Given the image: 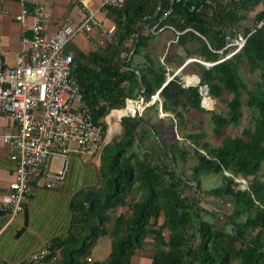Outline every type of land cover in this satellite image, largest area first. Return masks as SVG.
Instances as JSON below:
<instances>
[{
	"label": "trees",
	"instance_id": "16d2710c",
	"mask_svg": "<svg viewBox=\"0 0 264 264\" xmlns=\"http://www.w3.org/2000/svg\"><path fill=\"white\" fill-rule=\"evenodd\" d=\"M257 5L262 8L254 14V23L240 26ZM166 9L159 25L178 32L176 43L186 58L198 55L215 62L200 66L197 85L184 86L173 73L166 82L164 58L172 59L164 57L162 62L148 53L154 36L150 28ZM108 10L115 15L111 40L71 53L72 75L93 119L103 131L106 115L109 127H117L116 115L126 99L147 100L159 90L161 110L169 114L171 125H161L158 103L146 106L141 115L121 116V132L101 149L97 185L76 198L69 234L48 245L46 258L58 253V264H90L89 247L109 234L110 251L97 264H129L127 256L151 234V264H264V175L259 173L264 161V0H125L121 8ZM238 29L251 33L239 52L220 60L228 51H217L225 35ZM190 41L197 44L192 50L186 48ZM240 64L260 72L252 89L240 74ZM203 85L208 93L202 97L198 87ZM206 97L227 108L225 113L207 110L213 133L223 137L218 145L203 140L204 132L182 131L184 113L206 111L200 106ZM243 106L250 109L251 125L240 135H225L226 126L239 124ZM173 127L193 143L191 177L177 170L189 149L183 141L168 139ZM208 174H220L223 183L204 189L201 176ZM240 178L246 181L244 187ZM205 197L226 209H215ZM124 206L125 213L112 215Z\"/></svg>",
	"mask_w": 264,
	"mask_h": 264
},
{
	"label": "built area",
	"instance_id": "2783aa9c",
	"mask_svg": "<svg viewBox=\"0 0 264 264\" xmlns=\"http://www.w3.org/2000/svg\"><path fill=\"white\" fill-rule=\"evenodd\" d=\"M20 1L21 10L16 19L21 24L22 48L11 64L0 55V119L7 117L15 126L12 133H5L0 128V144L10 147L9 158L16 164L8 192L0 199V210L8 211L11 216L22 210L30 182L42 169L46 170L49 178L45 185L50 187L65 178L71 156L85 162L97 155L105 144L101 137L103 130L93 119L72 75V54L65 53L64 47L76 35L90 31L93 26L101 28L96 15L102 9L121 8L125 0H101L97 8L87 10L80 22L63 24L53 34H46L50 12L43 0ZM169 10L166 9L150 28L152 34H158L165 28L178 34L171 27L159 25ZM28 17L31 19L30 36L23 34ZM113 30L114 25L102 28L103 38L99 43L106 45ZM250 33H227L224 46L217 51H228L220 60L239 52ZM171 78V75L167 76L166 82ZM153 103L161 104L159 90L147 100L141 96L126 99L125 107L133 104L136 108L121 116L141 115L142 110ZM54 158H58L56 169L50 170L48 166ZM49 254L47 245L32 253L29 259L38 260Z\"/></svg>",
	"mask_w": 264,
	"mask_h": 264
},
{
	"label": "crops",
	"instance_id": "0c3cea01",
	"mask_svg": "<svg viewBox=\"0 0 264 264\" xmlns=\"http://www.w3.org/2000/svg\"><path fill=\"white\" fill-rule=\"evenodd\" d=\"M100 2L101 0H43V4L50 12L46 34H53L63 24L80 22L87 10L97 8ZM20 10V0H0V55L5 56L10 64L13 63L15 56L22 48L20 43L21 24L16 19ZM96 18L100 21L101 28L95 25L90 31L76 35L65 45V53L71 54L76 49L87 52L95 49L97 45H102L99 43L103 38L102 28L114 25L115 15L110 10L102 9ZM30 25L31 19L28 17L26 30L23 32L26 36H30ZM168 29L165 28L155 34L148 46L150 56L158 58L162 62L163 55L155 57L153 49L158 44L163 48V44L168 46L170 42H174L171 29ZM174 38L176 39V36ZM192 42L195 47L196 42L190 41V43ZM188 44L189 42L186 44V48H189ZM167 65V71L175 70L176 72L180 69L172 60L167 62ZM119 112L116 116H120ZM0 128L5 133L15 131L14 123L7 117L0 119ZM115 128L116 126L112 124L110 131ZM10 152L9 146L0 144V199L8 192V185L16 168L15 162L9 158ZM100 152L85 162L77 156H71L65 178L62 181L54 182L50 187L45 185L49 178H47L46 170L42 169L30 183V191L22 201V210L14 216H11L8 211H0V264H58L56 260L58 253L54 258L45 257L37 260L29 259V257L32 253L50 245L54 239H61L69 234L73 224V204L76 198L98 183ZM53 160L51 159L48 166L50 170L55 169L52 167ZM125 210L126 208L123 211L118 210L115 215L123 214ZM108 236L110 235L100 236L89 247L87 261L90 264H97L108 255L111 245V238ZM151 241V238L145 237L142 246L129 254L128 263L151 264L153 250ZM101 248L103 251L98 255L97 250ZM93 254L97 261L94 260Z\"/></svg>",
	"mask_w": 264,
	"mask_h": 264
},
{
	"label": "rangeland",
	"instance_id": "374dc122",
	"mask_svg": "<svg viewBox=\"0 0 264 264\" xmlns=\"http://www.w3.org/2000/svg\"><path fill=\"white\" fill-rule=\"evenodd\" d=\"M262 8V5H257L255 6L252 10L247 11V18L246 20H243L240 22V26H251L254 23V14L259 11ZM169 30V29H168ZM143 32L147 31V29H143ZM238 32H241L240 29H238ZM172 36H173V40L174 42H170L167 45L163 44L164 47L161 48V46L158 44L154 49H153V54L155 57L158 56H162L164 57H168L170 55H172L171 58L172 61L177 65V62H182L180 66H177L178 68H181L185 62H186V54H185V50L183 49V47H181L180 45H178L176 43V39L174 38L175 33L173 30H171ZM171 36V37H172ZM193 42L188 44L189 46V50L194 49L193 46ZM131 52V51H130ZM176 52H179L180 54H177ZM225 55V53L223 54V56ZM192 57L196 58V61L190 60L189 63H187L184 67H182L180 69V72H178V76L179 78L183 81V84L185 82L184 79H182V76H191V77H198V70L200 68V66H205L203 62H207L203 60V58L196 56V55H192ZM161 61V60H160ZM170 60H168L167 62H169ZM164 62L167 65V62L164 58ZM189 64V65H188ZM206 67V66H205ZM175 70L172 71H168V74H166V78L167 76H170V73H174ZM259 71H255V72H250L248 70V67L240 64V74L244 80V82L246 83L248 89H252L254 87V83L256 81H258L260 79L259 77ZM197 78V80H198ZM224 98L228 99L230 96L227 94L223 95ZM242 100L245 101L246 100V93L245 91H243V96H242ZM131 107H134L133 104H131ZM206 111H197V110H189L188 112L184 113L185 116V126L183 127V132L184 134L187 133H193V132H204V137L202 138L203 140L209 142L212 145H218L221 141V139L223 137H217L213 131H212V124L210 122V113L207 110H214L217 112H226V105L224 102H221L217 99H213V98H205V103H204V107H203ZM144 110V109H143ZM142 110V112H143ZM242 118L239 122L238 125H228L225 127L224 129V134L225 135H230V136H236V135H240L241 131L243 130V128L250 126L251 125V121H252V114L250 112V109L246 106L242 107ZM119 114L121 115V111L119 112ZM149 114H152V112H149ZM167 115H169L166 112H163L161 110V104L158 103V107H157V118H159V121L161 120V125L163 127H170L171 123L168 121L167 119ZM153 116V114H152ZM105 120V127H104V131L102 134V141L103 140H107L109 141L113 136L119 134L121 132V124H120V119L117 121V127L110 131V127H109V123H107L106 120V116L104 117ZM153 120H156V118L153 117ZM173 136L171 134V132L169 133L168 131V139H171L173 137V139L178 140V141H183L184 145L189 149V153L184 157L178 160V167L177 170L179 172H182L186 177H191L190 173H191V167L192 165L195 163L196 158L194 155V151H193V143L191 142V140L189 138L183 137L181 133H179V131L176 130V128L173 127ZM145 140H148L147 137H145ZM57 160L58 158H54L53 162H52V167L56 169V165H57ZM260 174L264 175V161L261 163V169H260ZM238 181L242 182V185L246 184V181L242 178L237 179ZM201 181H202V187L204 189H209L213 186L219 185L221 183H223V180L220 176V174H208V175H202L201 176ZM206 202H210L211 205H214L217 210H225L227 206H224L220 201H216L214 202L211 198H207L205 197ZM116 209L112 211V215H115ZM124 207L118 208V210H124ZM116 212V213H117ZM152 239L151 242H153V238L152 235L149 234L148 236ZM108 238H111L110 236H108ZM106 240V239H105ZM103 242V241H102ZM105 242V241H104ZM102 244V243H101ZM152 244V243H151ZM153 248H154V242H153ZM103 251V249L101 248L100 250H97L98 255H100V253ZM103 254V253H102ZM93 257L95 258V254H93ZM128 259V256H127ZM95 261H97V259H94Z\"/></svg>",
	"mask_w": 264,
	"mask_h": 264
},
{
	"label": "water",
	"instance_id": "95a60500",
	"mask_svg": "<svg viewBox=\"0 0 264 264\" xmlns=\"http://www.w3.org/2000/svg\"><path fill=\"white\" fill-rule=\"evenodd\" d=\"M132 51H133V49L131 50V52L129 53V55L132 53ZM193 61H196V60H193ZM204 63V65L206 66V67H209V66H211V65H213L215 62H213V63H211V64H209V63H206V62H203ZM186 64H184L183 66H185ZM182 66V67H183ZM181 67V68H182ZM180 68V69H181ZM180 69L179 70H177L173 75H177L178 74V72L180 71ZM198 78V77H197ZM182 79H184V76H182ZM166 83V82H165ZM199 83V78H198V80L195 82V83H187L186 81L184 82V86H189V85H197ZM198 90H199V92H200V94L202 95V97H203V93L204 94H207L208 93V89H207V86L206 85H203V86H199L198 87ZM138 98H139V96H137ZM137 97H136V99H137ZM208 97H210V96H208ZM200 106H202V107H204V105L202 104V98H201V102H200ZM156 140H157V142L159 143V139L156 137ZM108 142V141H107ZM197 193H198V189H197ZM196 203H198V198L196 197Z\"/></svg>",
	"mask_w": 264,
	"mask_h": 264
},
{
	"label": "bare ground",
	"instance_id": "6f19581e",
	"mask_svg": "<svg viewBox=\"0 0 264 264\" xmlns=\"http://www.w3.org/2000/svg\"><path fill=\"white\" fill-rule=\"evenodd\" d=\"M190 60H197L196 58L194 57H189L188 59H186V62L185 64L189 63ZM184 80L187 82V83H195L197 81V78L196 77H191V76H184ZM204 94V93H203ZM140 107V106H139ZM136 108V106L134 105V107H131L130 104L127 105V107H124L121 111V115L125 114L126 112L128 111H134ZM120 115V116H121Z\"/></svg>",
	"mask_w": 264,
	"mask_h": 264
}]
</instances>
